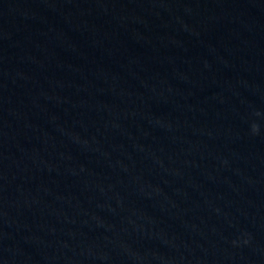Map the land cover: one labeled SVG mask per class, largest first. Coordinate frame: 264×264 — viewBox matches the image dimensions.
<instances>
[{"label":"water","instance_id":"water-1","mask_svg":"<svg viewBox=\"0 0 264 264\" xmlns=\"http://www.w3.org/2000/svg\"><path fill=\"white\" fill-rule=\"evenodd\" d=\"M0 264H264V0H0Z\"/></svg>","mask_w":264,"mask_h":264}]
</instances>
